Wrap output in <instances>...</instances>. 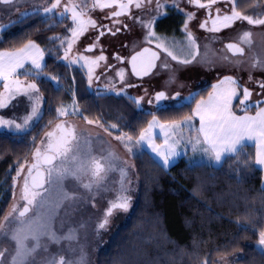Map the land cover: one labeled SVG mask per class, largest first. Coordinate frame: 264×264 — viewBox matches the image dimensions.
Masks as SVG:
<instances>
[{
	"label": "snow or ice",
	"instance_id": "obj_1",
	"mask_svg": "<svg viewBox=\"0 0 264 264\" xmlns=\"http://www.w3.org/2000/svg\"><path fill=\"white\" fill-rule=\"evenodd\" d=\"M23 0H0V10H16L17 18L11 26L23 24L29 18L27 12H19L18 5ZM183 3L191 5L193 8L205 11V17L198 23V27L209 33H219L224 29L231 28L238 21L247 22L248 25L264 26V12L246 13L242 8L250 5L253 8L261 7L260 0H246V4H241L238 0H183ZM223 3L224 7H217ZM108 9L109 11H105ZM169 9L184 15L182 30L186 43H178L174 39L168 41L159 36L155 30L161 18L168 15ZM99 10L104 13L103 19L108 20V24L99 23L92 13ZM135 10V11H134ZM42 11L46 17L59 16L58 23L63 24L65 19L70 17L71 24L66 27L61 35H53L48 40L56 45V51L63 50L62 56H57V60L63 61L66 66L79 65L82 69H87V79L91 87L93 78L99 79L96 69L105 67L111 69L115 65L107 63V57L103 51L96 56H88L84 53L93 52L99 45L100 38L105 35H116L122 29H129V25L121 17L131 19L144 30L143 43L155 44V51L149 47H143L141 51L131 56L129 63L132 66V75L140 77L152 75L153 69H157L155 75L160 74V70H167V79L164 81V90H156L154 96L147 100L148 104H154L158 112L176 111L179 112L185 107H191L195 103V108L191 113L185 115L182 120H167L161 122L155 113L147 127L143 128L138 137L134 140L133 135L124 132L117 134L114 138L119 141L133 156L136 153L134 148L147 145L162 163L161 168H169L177 157L181 156V148L199 153L200 159H206L210 163L217 165L225 162L226 158L237 157L241 150L248 146V142L255 147V156L251 161L254 165L264 167V100L251 101L253 92L248 87H242L238 78L233 75H225L219 83L212 85V91L207 98L201 96L196 99L199 93L193 92L188 96H182L180 91L174 94L169 88L179 83L178 74L180 67L172 65H207L212 67L219 62L221 66L239 67L244 64L243 59H233L232 57H244L245 45L251 49L250 30L243 31L235 42L225 45L227 52L232 53V57L221 55L217 58H210L209 52L211 42L221 40L218 36L206 37L207 41L203 45L198 44L197 37L190 24L197 19V12L186 10L182 6V0H43V4L37 8V12ZM6 29L0 27V39ZM89 31H95L97 35L93 38V43L84 48L83 53L74 47L80 38ZM26 42L22 46L0 50V109L15 107L13 101H18L20 97H25L29 111L20 121L14 118H6L0 115V131L7 130L11 133L28 132L33 122H38L41 118V107L44 97L38 81L41 77L45 81L55 82L54 90L59 91V74L49 76L47 64L45 63L46 49L32 39L25 37ZM203 48V53L200 49ZM171 58V60L168 59ZM117 62L123 63L124 58L119 54L114 56ZM157 61H160L159 65ZM101 62H105L104 65ZM30 64L31 67H26ZM251 68H259L264 71V59L252 57ZM22 70V71H21ZM103 74V73H101ZM116 76L120 77L123 87L117 89L115 83H111L109 91L116 96L127 95L128 88L139 87L136 83L124 79L123 69L116 71ZM23 77V79H21ZM248 79L252 81L251 73ZM31 81V82H28ZM259 91L257 96H264V79L255 81ZM181 83V87H183ZM242 88V98L238 99L243 115H237L232 109L234 99L241 96L238 89ZM145 96L148 89H144ZM128 99L141 110L144 96L132 97ZM175 101L169 107H162V101ZM251 101V102H250ZM256 108L255 115L248 112ZM57 119L69 115H80L88 124L94 121L83 116L79 111V106L72 104V110L65 105H60L55 109ZM199 118V127L196 128L192 121ZM51 124V121L49 122ZM102 126V125H101ZM117 124H112L110 128L104 130L108 135H113L111 129H116ZM159 129L164 139L162 144H157L156 135L153 130ZM195 135L187 138L183 135L184 130ZM158 135V134H157ZM90 141L84 137L82 131L74 124L61 121L55 124L51 131L45 133V138L32 141L31 161L25 159L17 163L16 175L13 178V189L22 177V186L19 192V199L24 201L22 206L18 202L7 215L3 216L0 223V264H36L35 256L39 250L48 251L46 243L42 239L46 238L55 243L61 239H74L78 229L69 227L67 235H58L54 229V223L60 210L64 209V218L61 219V227L65 220L70 218L85 194H88L95 207L94 194L101 190L107 191L104 181L112 171L121 173V187L114 199L108 202L106 209L100 220L97 222L95 231H103L110 223V218L118 212H128L131 208L130 186L131 178L129 173L135 168L129 161H119L118 155L108 150L104 155L93 154L90 148ZM186 155L187 152L185 151ZM195 159V157L193 158ZM239 163V162H238ZM248 164L247 158L244 161ZM66 181L74 183L66 184ZM83 189L81 193L79 189ZM29 213H32L29 215ZM82 226V225H81ZM4 239L11 240L10 247H4ZM31 241V243H29ZM257 247L264 251V229L258 233ZM42 264H84V256L81 254L79 260L66 259L63 255L57 261L55 257L46 258ZM202 264H211L210 258L206 257Z\"/></svg>",
	"mask_w": 264,
	"mask_h": 264
},
{
	"label": "trees",
	"instance_id": "obj_2",
	"mask_svg": "<svg viewBox=\"0 0 264 264\" xmlns=\"http://www.w3.org/2000/svg\"><path fill=\"white\" fill-rule=\"evenodd\" d=\"M238 2L246 4V0ZM260 3L261 7L248 5L242 11L264 12V0ZM28 15L23 24L11 23L5 28L0 50L22 46L25 37L32 39L46 49L48 75L59 74L62 78L59 91L54 90L52 81L43 77L38 81L46 96L45 111L28 132L0 131V223L13 201L17 163L31 156L33 138L39 141L57 120L55 109L71 100L72 89L80 98L83 116L95 122L115 123L134 137L151 121L149 113L164 121H178L195 108L192 103L179 112L138 110L125 95L92 92L84 69L57 60L63 50L57 52V46L48 40L63 34L70 20L60 24L40 11ZM183 22L182 13L169 9L155 30L164 38L179 40L185 38ZM211 91L212 86L203 87L196 99L207 97ZM238 104L237 100L235 110ZM250 111L256 112V108ZM254 156L251 144L237 157L226 158L221 166L192 163L182 157L165 169L158 166L161 163L149 151L139 152L135 158L138 200L128 220L102 244L95 264H202L206 257L214 264L218 258L234 253L241 254L239 264H264V251L257 247L258 233L264 229V178L263 170L251 163ZM246 158L248 164L244 163Z\"/></svg>",
	"mask_w": 264,
	"mask_h": 264
},
{
	"label": "rangeland",
	"instance_id": "obj_3",
	"mask_svg": "<svg viewBox=\"0 0 264 264\" xmlns=\"http://www.w3.org/2000/svg\"><path fill=\"white\" fill-rule=\"evenodd\" d=\"M42 4H43V0H23V2L19 3L18 9L19 12H27V13L37 12V8L40 7ZM182 6L186 10H191V11L196 10L197 12V19L192 21L190 27H192L193 32L197 37L199 45L205 44L207 42L205 38L209 36L215 35L222 38L221 40L211 42L210 47L213 49V51L209 52L210 58H217L221 55H228L229 57H232V54L227 52L225 45L228 42H235L236 38L239 37L243 31L250 30L252 32V36H251L252 43H251V49H249L247 45L244 46L246 52L244 57H232L233 59L239 58L245 61V63L240 65L239 67L221 66L219 62H217V64L212 67H209L207 65H196V64L188 65L185 67V66L176 65L175 61H171L172 65L176 67H180L182 70L178 74V79L180 82L171 86L169 88V91H171L173 94L175 91H180L182 96H188L193 92L198 93L199 91L202 90L203 87L214 85L215 82L217 84L218 79H223L225 75H233L234 78H238L239 83L242 87H248L250 90H252L253 95L251 101H256L258 99L264 100V96H257V92L259 91V88L255 83V81L257 80L264 79V71H261L259 68L256 69L251 68L253 56L260 59H264V26H253V25H248L247 22L238 21L235 25H233V27L224 29L219 33H209L198 27V23L202 21L205 17V11L203 9L197 11V9L193 8L191 5L183 3V0H182ZM217 7H224V5L223 3H221L218 4ZM105 11H109V10L105 9ZM92 15L94 18L98 20L99 23H105L108 21L103 19L104 13L100 12L99 10L93 12ZM17 16H18V12L16 10H7V9L0 10V27L6 28L8 25L13 23V21L17 18ZM202 16L204 17L202 18ZM55 19L59 21L60 17L55 16ZM67 19L70 20V17ZM121 19L125 20L126 22L130 21L127 17H121ZM70 24H71V20H70ZM139 27H140L139 25H135V27H132L134 34H124L122 32H119L116 35H110V34L105 35L93 52L84 53L85 55L88 56H96L99 55L101 51H103V54L108 58L107 63L111 65H115V67L111 69H106L103 66L97 68L95 71L96 74L99 76V79H96L95 77L93 78V82L90 89L92 92L99 95V94L113 93L109 91L111 83H115L117 89L123 87V85L120 83V77L116 76V71L119 69H123L124 79L126 81H130L139 85V87L128 88L127 95L125 96L128 97V95H131L132 97H137V98L144 96V100L142 101L141 104V109L145 111L148 110L151 112H155L157 111V109L154 107L155 101L153 104H148L147 100L151 99L154 96L156 90L164 89L163 85H164V81L167 79V70H160L159 75H155V74L150 75L148 78H145L144 81L142 80L139 81L134 76H132L127 64L124 63L114 64L115 63L114 55L119 54L122 55V57L129 56L132 54L133 51L138 50L141 47H143V45H145V43H143L144 30H142ZM157 34L160 36L159 33ZM95 35H96L95 31H89L85 33V35L80 38L78 44L74 47L73 52L75 53L76 49H79V51L83 53L84 48H86L89 44L93 43V38L95 37ZM166 39L168 41H171L169 40L168 37H166ZM175 41H177L178 43H186L185 38L179 40L177 39ZM125 42H129V43L124 46ZM151 46L155 48L154 43ZM200 51L201 53H203L202 47ZM45 58H46V54H45ZM168 59L171 60L170 57H168ZM101 64L104 65L105 62H101ZM27 65L28 64H26V66ZM75 66H79V65L78 64L72 65V67ZM83 71L87 75V69H84ZM250 73L252 76V81L248 79ZM21 79H23V77H21ZM181 83H183L184 85L183 87H181ZM144 89H148L147 96H145L144 94ZM41 93L44 97V101L41 107V115H43L45 111L46 96L43 94V92ZM74 100L75 103L79 106L80 113L83 114L84 112L83 106L80 103V98L78 94L74 92V89H72L71 100L66 101L63 105L67 106L69 112H71L72 104ZM160 103L162 106L165 107V106L173 105L175 101L169 100V101H162ZM13 104L16 106L15 107L10 106L7 109H0V115H3L6 118H14L20 121L22 117L29 111L28 102L25 97H20L18 101H13ZM238 106L241 108L239 104ZM157 119H159L162 123L165 122L159 116H157ZM61 121H67L69 124H74L78 127L80 131L83 132L84 137L90 141L89 146L93 154L104 155L108 150H111L118 155L119 157L118 163L120 161L127 160L129 161L130 164L135 165V168L129 173V177L131 178V184L130 186L126 185V187H130V195H131V208L128 212H118L114 214L110 218V223L103 231L101 232L95 231L97 222L100 220L103 211L106 209L108 205V202L116 197L117 192L121 187V179H122L121 173L119 171H112L108 174L107 179L104 181V183L107 185L108 190L107 191L101 190L100 192L94 194L95 207L92 206V201L90 200L88 194H85L84 199L81 200L77 205L76 209L71 212L70 218L65 220L63 227H61L60 221L62 218H64V209L60 210V215L57 216L56 221L54 223V229L57 231L58 235H67L69 227L76 228L78 229V231L76 232L75 238L70 240L61 239L59 243H55L50 240H47L46 238H43L42 243L47 244L48 251L45 252L41 249L37 252L35 256L36 264H42V262L49 257H55V259L58 261L60 256L63 255L66 259L79 260L81 254H83L84 264H95L97 256L99 255L98 252L101 249L102 244L105 243V240L109 239L115 233V231H117L116 229L119 226H121L128 220V216L130 215V213H132L134 209V205L138 200L139 172L137 171V162L135 161L136 155L139 152L145 150V151H149L151 156L159 163H162V161L160 160L159 157L155 155V153L151 151L150 148L147 147L146 144L143 145L142 147H137L133 149V151L136 153L135 156L128 153L127 149L114 138L117 134L124 133L127 131L125 130L121 131L122 130L121 127L117 126L116 129H111L113 135L110 136L104 130L105 128H110V126L114 123L108 124L100 120L99 122L94 121L93 124H88L87 121H85L80 115H69L65 117H60L59 119L54 121V123L47 129V131L53 130L55 124ZM36 123L37 122H33L30 125L29 129H31ZM192 124L196 128H198L197 118L193 119ZM45 133H43V136L40 138V140L45 138ZM153 133L154 135H156L155 142L157 144H162L164 137L162 134H159V129H154ZM190 134L195 135V132L189 133L187 129L184 130L183 135L186 138ZM137 137L138 136L135 137L133 136V139L135 140ZM185 151L187 152L186 155L184 154ZM182 157L188 158V160L191 161L192 163L203 162V160L200 159L199 153H193L190 150V148L187 150L181 148V156L177 157L172 164L179 161L180 158ZM194 157L195 159H193ZM31 159L32 156H30L27 160L31 161ZM65 183L71 184L74 183V181H66ZM21 186H22V177L16 184L14 196L12 199L13 201L10 207L8 208L7 214L13 207L14 203L18 202L20 206L24 204V201L19 199V192ZM79 191L81 193H84V190L82 188L79 189ZM31 214L32 213H29V215ZM12 243L13 242L11 240L4 239L3 246L7 248L10 247ZM29 243H31V241ZM240 257H241L240 253H234L232 254V256H222L221 258H218L214 264H239L238 261Z\"/></svg>",
	"mask_w": 264,
	"mask_h": 264
},
{
	"label": "flooded vegetation",
	"instance_id": "obj_4",
	"mask_svg": "<svg viewBox=\"0 0 264 264\" xmlns=\"http://www.w3.org/2000/svg\"><path fill=\"white\" fill-rule=\"evenodd\" d=\"M200 10H202V9H200ZM196 11V10H195ZM197 11H199V10H197ZM204 16H202V18H203ZM130 21L129 22H126L130 27H129V29H122L120 32H122V33H124V34H134V31L132 30V27H135V25H138V24H135L131 19H129ZM109 22L107 21V22H105L104 24H108ZM140 28V27H139ZM96 35H97V33H96ZM95 35V36H96ZM104 37V36H103ZM103 37H101L100 38V41L103 39ZM170 40H172V39H170ZM129 42H125L124 43V46L126 45V44H128ZM145 46H151V45H148V44H145V45H143V47H145ZM143 47H141L140 49H138V50H135V51H133L132 52V54L131 55H129V56H123V58H124V64H127L128 65V67H129V61H130V59H131V56L134 54V53H136L137 51H140ZM120 48V47H119ZM115 56V55H114ZM120 56H122V55H120ZM160 62V61H159ZM159 62H158V65H159ZM121 64L120 62H117L116 60H115V63L114 64ZM156 71H157V69H156ZM156 71L152 74V75H154L155 73H156ZM130 73L132 74V71H131V69H130ZM132 76H134V75H132ZM135 77V76H134ZM149 77V76H148ZM148 77H144V79L145 78H148ZM136 78V77H135ZM137 80H139V81H144V79H138V78H136ZM158 90H164V89H158ZM162 106V105H161Z\"/></svg>",
	"mask_w": 264,
	"mask_h": 264
},
{
	"label": "crops",
	"instance_id": "obj_5",
	"mask_svg": "<svg viewBox=\"0 0 264 264\" xmlns=\"http://www.w3.org/2000/svg\"><path fill=\"white\" fill-rule=\"evenodd\" d=\"M26 67H31V65L28 64ZM220 80H221V79H218L217 83H219ZM0 83H2V82H0ZM214 84H216V82H215ZM2 90H3V89H2ZM2 90H1V91H2ZM238 91H240V92H241V95H242V88H241V89H238ZM240 97H241V96H239L238 98H240ZM206 98H207V97H205V99H206ZM238 98H236V99L233 100V102H232V109H233V111H234L237 115H243L244 113L240 111V107H238L237 110H235V108H234L235 103L237 102ZM248 114H249V115H255V112H251V111H249ZM196 118H197V123H198V127H199V118H198V117H196ZM248 145H251V143L248 142ZM203 162L206 163V162H208V161H207L206 159H204ZM208 163H210V162H208ZM211 164H213L215 167H217V166H221V165H222V164L217 165V164H215V163H211ZM258 167H260V168L263 170V178H264V167H261V166H258ZM263 187H264V179H263Z\"/></svg>",
	"mask_w": 264,
	"mask_h": 264
},
{
	"label": "water",
	"instance_id": "obj_6",
	"mask_svg": "<svg viewBox=\"0 0 264 264\" xmlns=\"http://www.w3.org/2000/svg\"><path fill=\"white\" fill-rule=\"evenodd\" d=\"M228 43H229V42H228ZM146 47H149V48H151V49L154 50V51L156 50L155 48L150 47V46H146ZM94 50H95V49H94ZM141 50H142V49H141ZM141 50H140V51H141ZM137 52H138V51H137ZM229 53H231V52H229ZM135 54H136V53H134L133 55H135ZM231 54H232V53H231ZM245 54H246V52H245ZM133 55H132V56H133ZM158 62H159V61H157V64H158ZM129 68H130L131 71H132V66H131L130 63H129ZM155 71H156V69H153V73H154ZM134 76H135V75H134ZM148 76H150V75H148ZM148 76H144V77H148ZM135 77L138 78V79H141L140 77H137V76H135ZM144 77H143L142 79H144Z\"/></svg>",
	"mask_w": 264,
	"mask_h": 264
}]
</instances>
